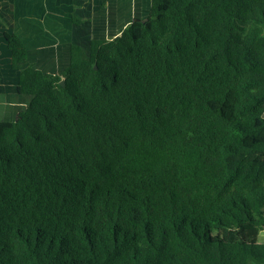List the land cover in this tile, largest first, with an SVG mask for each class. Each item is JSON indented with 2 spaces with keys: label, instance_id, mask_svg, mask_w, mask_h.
I'll return each instance as SVG.
<instances>
[{
  "label": "trees",
  "instance_id": "trees-1",
  "mask_svg": "<svg viewBox=\"0 0 264 264\" xmlns=\"http://www.w3.org/2000/svg\"><path fill=\"white\" fill-rule=\"evenodd\" d=\"M5 40L0 264H264V0H151L58 74Z\"/></svg>",
  "mask_w": 264,
  "mask_h": 264
},
{
  "label": "crops",
  "instance_id": "crops-1",
  "mask_svg": "<svg viewBox=\"0 0 264 264\" xmlns=\"http://www.w3.org/2000/svg\"><path fill=\"white\" fill-rule=\"evenodd\" d=\"M150 1L0 0V121H13L20 111L18 71L11 69L6 35L17 36L26 47L22 68L32 65L58 74L69 64L71 45L87 51L91 40L118 36L133 20L149 17ZM9 111L13 119L7 117ZM258 241L264 242V230Z\"/></svg>",
  "mask_w": 264,
  "mask_h": 264
},
{
  "label": "rangeland",
  "instance_id": "rangeland-1",
  "mask_svg": "<svg viewBox=\"0 0 264 264\" xmlns=\"http://www.w3.org/2000/svg\"><path fill=\"white\" fill-rule=\"evenodd\" d=\"M148 17V16H147ZM86 49H87V47H86ZM29 101V98H25V97H20V110H22L24 107H25V105H26V103ZM19 109V108H18ZM12 112L13 111H9L8 113H7V117H9L10 119H13L14 117H13V115H11L12 114ZM14 113V112H13ZM259 242H261V241H259Z\"/></svg>",
  "mask_w": 264,
  "mask_h": 264
}]
</instances>
